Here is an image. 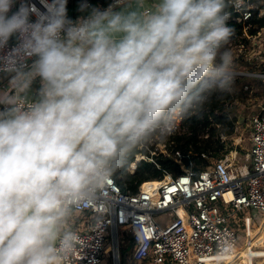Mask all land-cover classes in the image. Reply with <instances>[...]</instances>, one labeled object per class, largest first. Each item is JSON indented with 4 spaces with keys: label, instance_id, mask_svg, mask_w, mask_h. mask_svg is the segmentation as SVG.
<instances>
[{
    "label": "built area",
    "instance_id": "2783aa9c",
    "mask_svg": "<svg viewBox=\"0 0 264 264\" xmlns=\"http://www.w3.org/2000/svg\"><path fill=\"white\" fill-rule=\"evenodd\" d=\"M128 1L131 0L98 4L92 16H110ZM259 1L230 0L231 11L210 20L198 42L221 39L231 29L230 22L248 20L253 10L259 9ZM87 5L92 4L87 1ZM260 14H264V8H260ZM88 18H80L74 25L66 24L59 18L54 0H0V77L4 72L26 75L41 66L44 57L61 48L66 31L82 39ZM183 27L185 32L177 37L176 47L184 44L193 31L190 23H184ZM255 36L262 38L264 46V26ZM155 53L161 59L124 57L159 68L186 70L191 76L206 78L207 73L214 76L231 73L214 62H200L192 54ZM260 56L264 62V53ZM262 65L259 71L244 74L264 80ZM13 99L1 103L2 110L13 109L15 124L11 130H0V264L13 263V252H7L11 232L7 211L24 187L22 174L50 192V206L55 213L73 209L88 213L90 221L92 218L88 230L75 229L58 235L51 256L57 264H100L109 246L114 250V264H118L121 230L132 240L134 264H225L236 259L242 249L238 245L234 212L250 207L264 213V103L248 117L245 156L250 158V166L237 160L235 153L243 154V149L239 151L237 143L236 146L229 143L233 134L222 135L225 152L212 157L201 171L189 166L176 176L165 172L161 179L146 180L137 192L131 193L121 189L110 172V162L100 151L88 160L74 162V166L66 160L75 135L89 118V106L53 100L39 102L25 94ZM183 119V105H175L164 107L158 119L147 121L140 131L144 138L139 145L145 150L136 154L130 163L131 171L142 159L156 161L160 153L182 162L183 154L174 148L172 137L182 131ZM22 139L29 142L25 149ZM232 145L234 148L229 150ZM31 157L41 162V170L29 165ZM161 214L168 217L161 218ZM250 224L251 218H246L248 238ZM36 232L39 231L32 228L30 234ZM139 244L145 245L137 258ZM146 246L149 248L145 249Z\"/></svg>",
    "mask_w": 264,
    "mask_h": 264
},
{
    "label": "trees",
    "instance_id": "16d2710c",
    "mask_svg": "<svg viewBox=\"0 0 264 264\" xmlns=\"http://www.w3.org/2000/svg\"><path fill=\"white\" fill-rule=\"evenodd\" d=\"M54 1L58 5L59 18L74 25L80 18L93 17L95 6L109 0ZM87 1L92 5H87ZM260 8H264V2L245 22L232 20L231 29L221 39L199 43L209 21L231 11L230 0H184L165 11L164 19L145 47V53L134 57L148 59V55L169 45V56L200 54L217 63L221 59L219 50L228 42L237 40L245 29L249 35H255L264 26V14H260ZM182 23L192 24L193 31L180 52L175 46L177 37L185 32ZM134 40L128 38L125 42ZM244 40L248 39L244 37ZM101 45L117 52L108 42ZM61 54L68 60L67 64L52 62L42 73L34 68L30 76L23 79L26 81L23 94L39 102L53 100L69 105L79 95L89 96L91 112L86 124H92L97 132L96 139H107L98 142L102 148L99 151L110 162V172L121 189L131 193L137 192L146 180L161 179L165 172L176 176L189 166L201 171L210 164L212 157L221 156L225 150L222 135L233 134L238 123L236 102L245 99L248 93L245 84L241 88L237 85L249 77L264 81L249 74L237 77L220 75L216 80L205 79L203 75L191 76L186 70L159 68L115 55L78 37L71 38L69 47L61 49ZM95 72L100 73L99 79ZM58 90L61 95H57ZM184 92L192 93L194 98L183 102L181 95ZM175 105L184 108L183 129L172 137L174 148L183 154L182 162L160 153L156 161L142 159L131 171L130 163L137 153L145 150L139 146L144 138L140 131L147 121L158 119L164 107Z\"/></svg>",
    "mask_w": 264,
    "mask_h": 264
},
{
    "label": "crops",
    "instance_id": "0c3cea01",
    "mask_svg": "<svg viewBox=\"0 0 264 264\" xmlns=\"http://www.w3.org/2000/svg\"><path fill=\"white\" fill-rule=\"evenodd\" d=\"M182 1L184 0H131L118 7V9L115 11L117 15L114 18H112L111 15H97L87 19V28L85 31H88L90 35V22H96L103 29L101 31L97 30L98 32H94V34L98 36L97 39L91 38V36L89 37L87 34L90 41H92L93 43H98L100 45L101 43L108 42V44L111 47L115 48L117 52L122 56H138L145 53V47L149 42V39L155 28L164 19L165 11ZM147 9H150V12H146ZM104 18L111 21L107 25V27H105L107 31L104 29ZM128 38H135V40L132 42H125V40ZM179 44L180 51H182L184 44ZM192 55H195L198 61H202L199 59L201 56L200 54ZM45 58L47 57H44L42 59V63L44 62L42 69L46 68V66L49 64L48 59L50 58H48L47 60H45ZM33 69L29 70L27 74L24 75L23 79L29 77ZM42 69H40L39 67L37 68L39 73L44 72ZM9 73L11 72H5L3 74ZM3 77L8 76L4 75ZM96 77L99 79L100 75H96ZM20 85H22L21 87L23 94V89L26 85V81L20 83ZM9 93V90H7L6 87L3 88V98L0 95V105L2 101L4 103L11 99V97H9L10 95H8ZM47 93L50 95L51 91L48 90ZM61 94L62 92L58 90L57 95ZM79 102L80 100H78L77 98L72 104H75L77 106ZM9 109L10 108L5 110L3 109V125L1 124L0 126L3 131L11 130L13 125L15 124L14 114H8L7 112L9 111ZM76 136L77 135H75L73 145H75L76 143ZM21 141L22 147L25 149L26 144H29V142L26 139H22ZM72 153L74 155V160L70 158ZM82 156L83 155H77L75 148H72L66 160L74 161L77 163L84 160ZM29 165L37 170L42 169L41 162L36 160L34 157H31L29 159ZM25 180L27 181L29 192L26 191L24 184V187L17 195L15 204H13L7 211V224L11 229L10 243L7 247V252H13L12 264H57L53 261V259H51V256L53 254L48 255L45 250L46 234L50 236L52 235V237L54 238V243L52 245L53 251V246L59 234H68L75 229L88 230L90 228V225L92 224V218L91 221L90 218L89 220H87L86 218L88 213L80 212L79 214L76 213L73 209L55 213L50 206V192L41 187L38 182H32L27 179ZM23 205L26 206L28 215L27 221H24ZM32 228L36 229L39 232L31 235L30 232ZM124 234L128 235L125 232ZM119 237L120 239L118 248L120 252V259L118 261V264H121L122 238L120 235ZM39 247L40 255L37 256L36 248ZM107 252L111 254V262L112 264H114V250L112 246L108 247Z\"/></svg>",
    "mask_w": 264,
    "mask_h": 264
},
{
    "label": "rangeland",
    "instance_id": "374dc122",
    "mask_svg": "<svg viewBox=\"0 0 264 264\" xmlns=\"http://www.w3.org/2000/svg\"><path fill=\"white\" fill-rule=\"evenodd\" d=\"M112 18L116 17V12L115 10L110 14ZM105 24H104V29L107 31V29L105 27H107V25L111 22L110 20H107L106 18H104ZM103 23V22H102ZM184 24V23H182ZM186 24V23H185ZM103 28L96 22L91 21L90 25H89V32L90 35L88 33V31H84L82 33V35L84 36L82 38L83 41H85L88 44H92L93 46H95V44L92 42H89L88 40H90L88 38V36L91 38H96L97 39V35L94 34V32H96L97 30H102ZM88 30V29H87ZM98 32V31H97ZM88 34V36H87ZM77 36L73 35L72 33L66 31L65 33V37L63 39L62 45H61V49H64L65 47H69V41L71 38H76ZM244 37H246L248 40H244ZM79 38V37H78ZM81 39V38H80ZM262 38L258 37V36H251L248 34L247 29H245L242 33L241 36L238 37L237 40L235 41H231L228 42L227 46L224 47L223 49L221 48L220 51V56L221 59L218 60V66L224 69H228L231 71L230 75L226 74V73H222L225 75V77H230L232 75H235V77L240 76L242 74H244V72H249V71H255L254 69L262 68V64H264V62L262 61V58L260 55H262L264 53L263 50V45L261 43ZM169 45H164V47L162 48V53L164 55L169 56V50L167 53V50H165V48H168ZM263 46V47H262ZM176 47V46H175ZM61 49H59L60 51H56L54 54L52 55H48L47 58H45V60H47L48 58V65L46 66V68L42 69L43 67V63L41 66H39L40 69H42L43 71H47L50 63L55 62V63H64L67 64L68 60L63 58L64 55L61 54ZM176 49H178L180 51L179 46L176 47ZM261 50L262 54H259V51ZM181 52V51H180ZM180 55V54H178ZM202 56V55H201ZM161 55H157L155 52L152 55H148V59H161L160 58ZM205 58V57H204ZM202 58L200 57L199 59L202 60L203 62L209 61L210 63H212L209 59L207 58ZM44 60V61H45ZM45 65V64H44ZM80 67V66H79ZM256 71H259L258 69H256ZM5 73V72H4ZM95 75L99 76L100 74L98 72L94 73ZM219 74V73H218ZM216 74L214 76V74H205L206 78H213V80H216L220 77V75ZM4 75H7L8 77H3ZM201 75V74H200ZM216 79H215V78ZM234 77V76H233ZM24 78V74L22 72H16V73H9V74H3L0 77V95L3 98V88H7V90H9V97H11V102L14 101L13 97H16L20 94H22V85H20V83L24 82L23 80ZM5 82V83H3ZM245 84V85H244ZM19 85V87H18ZM242 85H244V88L248 90L247 93V97L245 99L242 100H238L236 102V112L238 115V123L236 126V130L233 133V137L229 140L230 144H234L236 146V143L239 145V151L241 149H243V154H241L239 152V155L242 156V158H245L246 156V151L248 148V137H249V127H248V117L253 113L254 109H257L260 105V103H264V81L260 82L257 79L254 78H246L240 81V83L237 85L239 88L242 87ZM18 87V88H16ZM194 96L187 94L186 92L182 93L181 95V100L185 103L191 101V99H193ZM89 96L82 94L78 96V100H80V102L78 103L77 106L80 105H87L88 106V101H89ZM90 107V106H89ZM8 114H14L13 109L10 108L9 111H7ZM1 124L3 125V110L1 108L0 105V126ZM87 125V124H86ZM86 125H84L83 127H80V130L78 131V133L76 134L77 139H76V143L75 145H73V148H75L77 155H83V159L87 160L89 158H91L97 151H99V149L102 150V148L99 147L98 142H106L107 139L105 138H99L96 139V135L97 132L94 128H92V124H89V126L86 127ZM0 130H2V128L0 127ZM234 145L229 146V150L234 148ZM80 146V147H78ZM225 152V150L223 151V153ZM72 160H74V155L73 153L71 154L70 157ZM71 164L74 166V161L71 162ZM129 169L131 170L130 166ZM22 178L24 180L25 183V188L26 191L29 192L28 190V184L27 181L25 180V176L24 174H22ZM76 213H79V211H75ZM161 218H166L168 217L167 215H159ZM234 217V222L238 225V245L242 246V249H240L239 251L243 250L248 242H249V238L247 234V227H246V218H251V224H250V228L252 229V231H255L254 236L255 237H259L260 233L262 231H264V213L260 210H255L253 208H245L242 211H236L234 212V214L232 215ZM87 220H89V216L87 215ZM47 230V229H45ZM123 231L121 230V238H122V242H121V264H132V240L130 239L129 235H125L124 233H122ZM125 235V236H124ZM45 250L47 252L48 255L53 254L52 251V245L54 243V238L52 237V235H48L46 234L45 237ZM248 238V240H247ZM247 240V243H246ZM246 244V245H245ZM262 243H259L258 247H255L257 249H262L264 248V246L261 245ZM39 248H36V253L37 256L40 255V251ZM43 249V248H42ZM112 264L111 262V254L109 252H107L106 254H104L103 260L100 264ZM45 264V263H43ZM134 264V263H133ZM225 264H229L228 261L225 262Z\"/></svg>",
    "mask_w": 264,
    "mask_h": 264
},
{
    "label": "bare ground",
    "instance_id": "6f19581e",
    "mask_svg": "<svg viewBox=\"0 0 264 264\" xmlns=\"http://www.w3.org/2000/svg\"><path fill=\"white\" fill-rule=\"evenodd\" d=\"M237 157V160L239 163H242L244 166H250L251 160L249 157L242 158L241 155H239V152L237 151L235 153ZM255 231H252L251 228H249V242L247 246L239 251V254L236 259L233 260H227L229 264H264V248L257 249L255 247L259 246V243H262L261 245L264 246V231H262L259 235V237L254 236ZM145 245V244H144ZM144 245L139 244L137 249V258L141 257L142 249H144ZM149 246H146L145 249H148ZM216 264V263H215Z\"/></svg>",
    "mask_w": 264,
    "mask_h": 264
},
{
    "label": "water",
    "instance_id": "95a60500",
    "mask_svg": "<svg viewBox=\"0 0 264 264\" xmlns=\"http://www.w3.org/2000/svg\"><path fill=\"white\" fill-rule=\"evenodd\" d=\"M165 50H167V53H168V48H165ZM207 79V78H205ZM209 80V78H208ZM210 80H213V79H210ZM23 216H24V221H27L28 220V215H27V210H26V206L23 205Z\"/></svg>",
    "mask_w": 264,
    "mask_h": 264
}]
</instances>
